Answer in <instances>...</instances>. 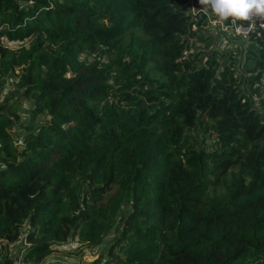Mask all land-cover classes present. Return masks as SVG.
Segmentation results:
<instances>
[{"label":"trees","instance_id":"16d2710c","mask_svg":"<svg viewBox=\"0 0 264 264\" xmlns=\"http://www.w3.org/2000/svg\"><path fill=\"white\" fill-rule=\"evenodd\" d=\"M200 7L0 0V76L24 66L28 105L0 109V245L29 220L23 264L113 228L107 263L264 264V112L247 92L264 90V29L241 58L201 63L188 38L207 23ZM27 38L29 49L5 43ZM100 46L112 61L88 63ZM205 129L213 150L194 143Z\"/></svg>","mask_w":264,"mask_h":264},{"label":"rangeland","instance_id":"374dc122","mask_svg":"<svg viewBox=\"0 0 264 264\" xmlns=\"http://www.w3.org/2000/svg\"><path fill=\"white\" fill-rule=\"evenodd\" d=\"M196 10L193 9V14H196ZM199 10V9H198ZM210 15H207V23L202 22L200 26L197 23L193 24L192 31L195 35H190L191 49L189 52L198 53L200 62H205L206 57L213 55L215 52H231L235 50V55L241 58L246 50L247 38H243L237 35L235 31L227 29L225 24H213ZM196 20H200V17H194ZM144 37L148 38V34H144ZM7 46L12 49L18 50L20 48L29 49L33 45V39L27 38L24 41L18 42H7ZM106 46H100L99 51H90L85 54L88 63L95 61L99 62H111L112 57L107 54ZM187 52L185 55H187ZM27 71L24 66H17L14 70L6 75L0 76V109L15 103L16 100L21 102V109L27 108L26 100L21 96L25 94V87L22 86L21 78L26 76ZM264 87V81L263 85ZM250 96H252L257 108L264 112V90L261 92L260 96L247 91ZM21 96V97H20ZM30 116L25 113H21V121L29 120ZM24 125H18L13 128L12 132H21L22 128L26 127ZM195 135V133H193ZM217 134L210 129L198 130V133L194 139V143H199L207 146V148L213 150L217 147ZM119 229L113 228L110 234H108L104 241L100 245H90L84 243L81 238L76 235H71L66 241L55 244L52 247V251L38 263L30 264H113L108 262L107 250L113 242L117 239ZM33 231L30 221L27 220L22 225V238L13 244H2L0 245V262L4 260L5 257L11 256L13 258H18V263L23 264L22 257L24 255L25 247L28 245L26 242V236L29 232Z\"/></svg>","mask_w":264,"mask_h":264},{"label":"clouds","instance_id":"9594fccd","mask_svg":"<svg viewBox=\"0 0 264 264\" xmlns=\"http://www.w3.org/2000/svg\"><path fill=\"white\" fill-rule=\"evenodd\" d=\"M198 3L200 12L214 17L213 24L227 22L239 31L242 22L255 26L260 21V26L264 27V0H198Z\"/></svg>","mask_w":264,"mask_h":264},{"label":"built area","instance_id":"2783aa9c","mask_svg":"<svg viewBox=\"0 0 264 264\" xmlns=\"http://www.w3.org/2000/svg\"><path fill=\"white\" fill-rule=\"evenodd\" d=\"M256 23L257 24L255 26H250L249 23L245 22V24H243V27L239 31H237L235 26L232 27V30L235 31L237 35H240L243 38H248V36H250L253 32L264 29V27L260 26V21H257ZM226 28L229 29L228 26H226Z\"/></svg>","mask_w":264,"mask_h":264}]
</instances>
